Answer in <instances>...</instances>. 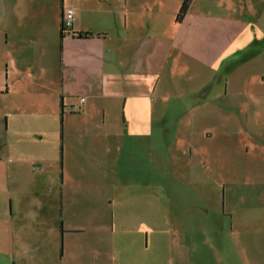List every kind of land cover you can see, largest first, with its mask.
<instances>
[{
	"label": "crops",
	"instance_id": "1",
	"mask_svg": "<svg viewBox=\"0 0 264 264\" xmlns=\"http://www.w3.org/2000/svg\"><path fill=\"white\" fill-rule=\"evenodd\" d=\"M181 1L0 0V249L13 264H147L132 236L119 257L116 164L151 158L170 95L245 118L264 108V0H190L177 21Z\"/></svg>",
	"mask_w": 264,
	"mask_h": 264
},
{
	"label": "rangeland",
	"instance_id": "2",
	"mask_svg": "<svg viewBox=\"0 0 264 264\" xmlns=\"http://www.w3.org/2000/svg\"><path fill=\"white\" fill-rule=\"evenodd\" d=\"M181 93L165 100L169 131H153L151 158L116 164L119 257L129 258L138 239L147 264H264V180L246 177L264 167L263 132L256 130L264 108L248 118L213 113L210 96ZM0 264H13L11 247L0 249Z\"/></svg>",
	"mask_w": 264,
	"mask_h": 264
},
{
	"label": "built area",
	"instance_id": "3",
	"mask_svg": "<svg viewBox=\"0 0 264 264\" xmlns=\"http://www.w3.org/2000/svg\"><path fill=\"white\" fill-rule=\"evenodd\" d=\"M74 18V10L71 7H67L63 10L62 17H61V23L60 27L64 31L69 30L71 27L72 21ZM83 100V98H80V102Z\"/></svg>",
	"mask_w": 264,
	"mask_h": 264
},
{
	"label": "trees",
	"instance_id": "4",
	"mask_svg": "<svg viewBox=\"0 0 264 264\" xmlns=\"http://www.w3.org/2000/svg\"><path fill=\"white\" fill-rule=\"evenodd\" d=\"M189 2L190 0H182L181 3H180V6L177 10V13L175 15V20H180L182 18V16L185 14V12L187 11V8H188V5H189ZM64 34V30L61 29L60 27V30H59V36L61 37L62 35ZM78 36L80 35H83V36H86V35H89V33H83V34H80L78 33L77 34Z\"/></svg>",
	"mask_w": 264,
	"mask_h": 264
}]
</instances>
